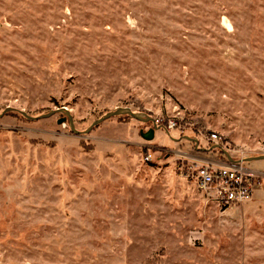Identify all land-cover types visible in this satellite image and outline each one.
Listing matches in <instances>:
<instances>
[{
	"label": "rangeland",
	"instance_id": "374dc122",
	"mask_svg": "<svg viewBox=\"0 0 264 264\" xmlns=\"http://www.w3.org/2000/svg\"><path fill=\"white\" fill-rule=\"evenodd\" d=\"M62 106L80 131L124 106L159 128L20 112ZM7 107L0 264H264V159H245L264 154V0H0ZM216 144L260 173L252 200L188 175Z\"/></svg>",
	"mask_w": 264,
	"mask_h": 264
},
{
	"label": "built area",
	"instance_id": "2783aa9c",
	"mask_svg": "<svg viewBox=\"0 0 264 264\" xmlns=\"http://www.w3.org/2000/svg\"><path fill=\"white\" fill-rule=\"evenodd\" d=\"M222 154V158L191 157L188 175L208 199L226 208L252 200L261 184L260 173L246 166L244 159L229 160Z\"/></svg>",
	"mask_w": 264,
	"mask_h": 264
},
{
	"label": "water",
	"instance_id": "95a60500",
	"mask_svg": "<svg viewBox=\"0 0 264 264\" xmlns=\"http://www.w3.org/2000/svg\"><path fill=\"white\" fill-rule=\"evenodd\" d=\"M12 108L11 107H7L1 114L0 116L4 115L5 112L11 110ZM21 114L23 116H25L26 118L30 119V120H36V119H39V118H46V117H50L54 114H57V113H64L66 116L64 117H61L58 119V122L59 123H63L64 121H66L68 119V122H69V126L71 128V130L77 134H80V133H88L90 130L93 129V127L97 126L99 123H101L102 121H105L111 117H114V116H119V115H129L130 117L132 118H135L137 120H140V121H144V122H147V121H152L153 122V127L152 128H149L146 132H143L141 131V135L147 139V140H151L154 138L155 136V130L157 128H159V126L156 124V121H155V118L152 117L151 115L145 113V112H141V111H135L133 110V108L129 107V106H124V107H118L116 108L115 110H112V111H109L108 113H106L105 115H103L102 117L96 119L87 129L83 130V131H80L78 129H76L75 127V124H74V121H73V116L72 114L70 113V110L65 107V106H62L60 108H57L55 110H51L50 112L48 113H45V114H41L39 116H33V115H30L28 114L27 112L21 110L20 111ZM187 139H190L192 140L193 142H195L196 144L199 143V140L196 139V138H191L189 136H186ZM212 148H221L220 145L216 144L214 145ZM206 150V149H204ZM223 153L225 154V156L229 159V160H234V158L231 156V154L226 151V150H223ZM247 161H253V160H262L264 159V154H261V155H256V156H250V157H247L245 158Z\"/></svg>",
	"mask_w": 264,
	"mask_h": 264
},
{
	"label": "trees",
	"instance_id": "16d2710c",
	"mask_svg": "<svg viewBox=\"0 0 264 264\" xmlns=\"http://www.w3.org/2000/svg\"><path fill=\"white\" fill-rule=\"evenodd\" d=\"M136 111V110H135ZM126 116H129V115H126ZM130 117V116H129ZM223 153V152H222Z\"/></svg>",
	"mask_w": 264,
	"mask_h": 264
},
{
	"label": "crops",
	"instance_id": "0c3cea01",
	"mask_svg": "<svg viewBox=\"0 0 264 264\" xmlns=\"http://www.w3.org/2000/svg\"><path fill=\"white\" fill-rule=\"evenodd\" d=\"M260 172V171H259ZM264 172V171H263Z\"/></svg>",
	"mask_w": 264,
	"mask_h": 264
}]
</instances>
